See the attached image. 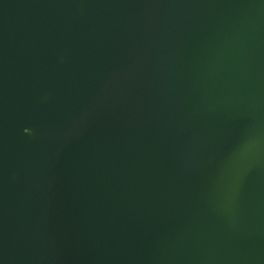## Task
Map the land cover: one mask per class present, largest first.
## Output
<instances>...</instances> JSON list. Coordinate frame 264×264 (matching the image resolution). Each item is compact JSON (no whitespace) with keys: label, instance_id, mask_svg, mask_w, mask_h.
Returning <instances> with one entry per match:
<instances>
[{"label":"water","instance_id":"water-1","mask_svg":"<svg viewBox=\"0 0 264 264\" xmlns=\"http://www.w3.org/2000/svg\"><path fill=\"white\" fill-rule=\"evenodd\" d=\"M0 264H264V0H0Z\"/></svg>","mask_w":264,"mask_h":264}]
</instances>
